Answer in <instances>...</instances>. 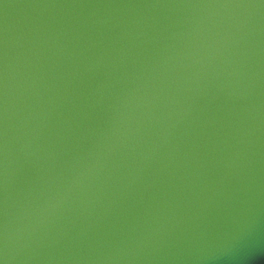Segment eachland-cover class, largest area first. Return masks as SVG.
Listing matches in <instances>:
<instances>
[{"label":"clouds","instance_id":"clouds-1","mask_svg":"<svg viewBox=\"0 0 264 264\" xmlns=\"http://www.w3.org/2000/svg\"><path fill=\"white\" fill-rule=\"evenodd\" d=\"M264 226V0H0V264H223Z\"/></svg>","mask_w":264,"mask_h":264},{"label":"water","instance_id":"water-1","mask_svg":"<svg viewBox=\"0 0 264 264\" xmlns=\"http://www.w3.org/2000/svg\"><path fill=\"white\" fill-rule=\"evenodd\" d=\"M223 264H264V226L240 237Z\"/></svg>","mask_w":264,"mask_h":264}]
</instances>
